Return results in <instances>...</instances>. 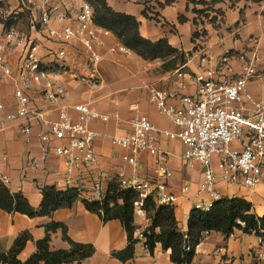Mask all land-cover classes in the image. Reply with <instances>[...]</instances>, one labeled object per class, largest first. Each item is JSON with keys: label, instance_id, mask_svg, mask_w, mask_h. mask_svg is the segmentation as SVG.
<instances>
[{"label": "crops", "instance_id": "0c3cea01", "mask_svg": "<svg viewBox=\"0 0 264 264\" xmlns=\"http://www.w3.org/2000/svg\"><path fill=\"white\" fill-rule=\"evenodd\" d=\"M106 0L115 12L135 17L139 22L140 35L151 41L166 40L169 45L185 57V62L174 56L164 60L148 61L137 54L128 55L118 49L121 41L111 33L99 34L95 48L101 57L98 65L99 84L91 86L80 83L71 76H64L60 83L66 92V101L70 105L87 104L91 110L103 116H110L107 122L95 121L91 129L97 133L93 151L97 162L89 166L83 176L84 198L93 194L92 179L100 176L105 188L116 182L118 173L125 172L128 177L160 181L157 178L152 160L147 155L138 158L139 166L134 168L123 161L127 150L114 144L115 138L132 133V121L137 116H145L160 130L177 133L180 128L167 116L159 114L150 101V87L175 93L167 104L180 107V98L195 96L197 85L193 82L195 74L201 72L200 58L207 55L211 66L225 54L232 57L233 78L244 75L245 62L254 54L260 56L258 73H264V0ZM84 0H52L58 14L76 16ZM3 10H14L20 6L18 0H0ZM37 12L23 10L14 22L20 35L31 33V19ZM61 28L58 24H52ZM36 36V35H35ZM40 39V55L45 56L48 48L57 45L44 36ZM82 46L73 42L68 46L69 60L81 64ZM22 53L18 47L8 54V60L15 64ZM84 68L81 66V69ZM249 90L258 99H264L255 80ZM27 94L38 106L43 105L41 94L35 88ZM0 98L4 111L0 112V178L9 180L7 188L13 193H22L30 205L38 209L43 201L42 190L45 187H62L64 160L51 152L43 157L39 148V135L46 131L45 125H33L30 139L21 132L23 120H10L16 115L18 106L14 97V85L5 79L0 70ZM47 122L58 119L57 112L46 107L41 109ZM73 120L76 113L70 111ZM158 142L171 158L174 171L169 180V189L177 201L174 205L180 230L188 231V221L196 203L207 200L200 193L203 179V167L198 162H184L181 157L185 150L179 140L158 135ZM53 144H56L54 142ZM38 160L36 168L27 166L28 156ZM217 190L223 198H243L252 204V211L258 217H264V186L254 190L239 186L218 183ZM89 200V199H88ZM59 223L67 228V237L74 243L91 245L95 253L80 263L73 264H174L171 251L160 244L152 253L145 241L135 233L139 243L135 246L134 258L122 262L113 256L124 251L128 245V234L119 220L107 223L97 214L87 211L82 203L71 209H61L51 216L30 218L19 213L9 214L0 209V254L11 250L17 238L27 233L31 239L19 255L22 262L28 261L37 251V242L48 235V227ZM135 225L139 232L151 226L143 210L135 214ZM159 232V231H158ZM65 233L58 229L51 233V251L71 250L65 240ZM264 248L258 244L254 235L236 231L233 236L210 233L196 249L192 264H264V258L258 254Z\"/></svg>", "mask_w": 264, "mask_h": 264}, {"label": "built area", "instance_id": "2783aa9c", "mask_svg": "<svg viewBox=\"0 0 264 264\" xmlns=\"http://www.w3.org/2000/svg\"><path fill=\"white\" fill-rule=\"evenodd\" d=\"M18 1L20 6L17 9L5 11L0 7V70L5 79L14 85L18 106L16 115L8 118L23 120L21 132L27 139L32 135L33 125L47 127L39 135L42 156L53 152L62 158V187L65 191L74 190L84 195L82 178L87 175L89 166L97 162L93 151L97 133L90 126L95 121L107 122L110 116L91 110L87 104H68L60 81L64 76H71L80 83L97 86L101 57L95 44L99 34L108 36L111 32L96 23L95 10L87 2H83L78 14L73 16L58 14L52 0ZM23 10L37 12V17L33 16L30 22L32 31L26 35H20L14 24ZM55 23L61 28L54 27L52 24ZM35 35H42L57 46L46 49L47 54L42 56L41 42ZM75 41L82 46V61L77 65L68 56V46ZM18 47L22 48L20 58L11 64L8 54ZM118 49L128 55L133 54L123 45ZM239 59L245 62L244 75L233 78L234 68L229 54L222 56L214 66L210 65L211 59L207 55H202L201 72L193 77L197 94L180 98L179 108L167 104L169 99L176 97L175 93L149 88L151 103L160 115L167 116L180 128L177 133L160 130L147 117L137 116L131 123L132 133L113 140L115 145L127 150L122 159L134 168L139 166V156H149L160 179L153 182L128 177L125 172L118 173L116 182L120 189L131 190L137 195L136 212L142 210L147 198H152L157 205L171 207L177 201L169 189V180L174 174L171 158L159 144V134L179 140L184 145L182 161L198 162L203 167L200 193L207 200L196 203V209L209 212L223 198L217 190L218 183L251 190L264 186V99L256 98L249 90V85L255 80L264 94V73L257 71L261 60L259 55L254 54L248 61L245 56ZM81 66L84 68L81 69ZM32 88L40 92L42 106H38L27 94ZM43 107L55 110L57 121L47 122L41 110ZM72 110L76 113V120L70 116ZM2 111L4 104L0 98ZM1 159L4 160V157L0 155ZM37 165L38 160L29 155L27 166L36 168ZM0 182L5 186L9 184L6 177L0 178ZM91 187L93 194L88 196L89 201L102 202L108 191L104 180L100 176L94 177ZM136 232L145 240L144 231L137 229ZM208 235L206 233L204 239ZM251 235L264 248V232ZM186 249L190 250L189 247ZM258 256L264 258V252Z\"/></svg>", "mask_w": 264, "mask_h": 264}, {"label": "trees", "instance_id": "16d2710c", "mask_svg": "<svg viewBox=\"0 0 264 264\" xmlns=\"http://www.w3.org/2000/svg\"><path fill=\"white\" fill-rule=\"evenodd\" d=\"M93 6L96 23L113 33L127 49L144 60L155 61L175 57L181 63L185 57L173 49L166 40L151 42L140 35L138 20L126 14L113 11L106 0H84ZM167 3H170L168 0ZM1 6V5H0ZM43 201L38 209L33 208L22 193H13L0 182V209L9 213H19L30 218L51 216L58 210L71 209L82 203L87 211L97 214L107 223L119 220L128 234V247L114 253L113 256L122 262L134 258L135 246L139 240L135 238L136 198L131 190H121L117 182H112L102 202L89 201L84 195L74 190L58 191L55 187L42 190ZM142 210L151 221V226L143 232L145 246L153 253L158 244L166 251H171L174 264H192L197 247L204 240V235L221 233L227 237L235 231L245 234L260 235L264 232V217L260 218L252 211V204L243 198L224 197L217 201L209 212L194 208L189 216L188 231L183 233L178 225L175 208L157 205L152 198H147ZM62 229L65 240L70 243L71 250L51 251V233ZM48 235L37 242L36 253L26 262L19 259L31 236L20 235L11 250L0 254V264H73L91 257L95 249L91 245L74 243L67 237L66 226L54 223L48 227ZM159 231V232H158ZM189 247L190 250L186 248Z\"/></svg>", "mask_w": 264, "mask_h": 264}]
</instances>
